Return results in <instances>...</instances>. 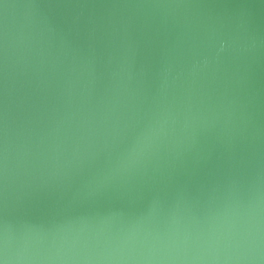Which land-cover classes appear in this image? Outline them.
<instances>
[{
    "label": "water",
    "instance_id": "water-1",
    "mask_svg": "<svg viewBox=\"0 0 264 264\" xmlns=\"http://www.w3.org/2000/svg\"><path fill=\"white\" fill-rule=\"evenodd\" d=\"M7 264H264V0H0Z\"/></svg>",
    "mask_w": 264,
    "mask_h": 264
},
{
    "label": "snow or ice",
    "instance_id": "snow-or-ice-1",
    "mask_svg": "<svg viewBox=\"0 0 264 264\" xmlns=\"http://www.w3.org/2000/svg\"><path fill=\"white\" fill-rule=\"evenodd\" d=\"M0 264H7L6 254L0 255Z\"/></svg>",
    "mask_w": 264,
    "mask_h": 264
}]
</instances>
